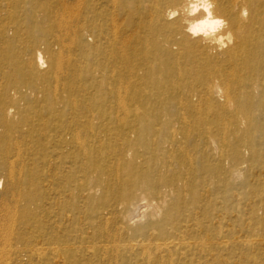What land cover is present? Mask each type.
I'll return each instance as SVG.
<instances>
[{"label": "rangeland", "instance_id": "rangeland-1", "mask_svg": "<svg viewBox=\"0 0 264 264\" xmlns=\"http://www.w3.org/2000/svg\"><path fill=\"white\" fill-rule=\"evenodd\" d=\"M159 3L0 0V264H148L125 243L141 229L146 235L139 242L157 240L148 225L156 207L188 215L193 199L188 188L179 195V178L190 176L195 191L220 192L217 202L196 207L199 225L213 237L219 230L212 222L223 217L230 241L224 262L202 264H264V148L256 157L247 151L234 159V148L245 152L250 140L246 126L233 131L244 111H209L205 104L197 110L194 62L161 55ZM255 71L240 67L233 86L244 91L257 81ZM209 127L226 133L230 156L226 163L200 157L191 165L188 153ZM175 130L194 144L163 155L157 142ZM237 168H243L241 180L232 176ZM134 187L153 209L129 225L117 205ZM161 260L150 264H197Z\"/></svg>", "mask_w": 264, "mask_h": 264}, {"label": "bare ground", "instance_id": "bare-ground-1", "mask_svg": "<svg viewBox=\"0 0 264 264\" xmlns=\"http://www.w3.org/2000/svg\"><path fill=\"white\" fill-rule=\"evenodd\" d=\"M197 2L198 0H160L155 17L162 37L160 39L161 55L168 60H176L184 56L187 60L194 62L195 74L199 83L196 93V98L198 97V104L196 105L197 110L201 111V107L205 104L209 111H218L222 113L229 111V109L236 110L239 107L244 111V117L240 120L239 118L237 119L233 131L234 133H242L243 126H246L248 134L250 135V140L244 141L245 152L240 150L239 147L234 148L233 157L236 160H241L245 157L247 151L250 153L251 157H256L259 154V147L260 149L264 148V0H210L214 5V7L210 9L212 14L211 20L218 18L223 19L226 21V26L217 29L214 33L210 32L208 36L202 33L194 37L187 29L202 20L209 19L208 13L203 9L194 14L191 13L190 5ZM199 2H203V0H199ZM64 4H66V2ZM245 9L247 10L246 18L241 14ZM171 12H176L178 14L173 19H169L168 15ZM114 25L115 24H113V31H115ZM229 34L231 36V42H229L228 39ZM66 36L64 38H66ZM222 38L223 43L220 42ZM127 44H125V46ZM123 53L125 52L123 51ZM37 57L40 63L39 65L44 67L45 62L42 53L38 52ZM55 64L57 65V62ZM242 66L247 68L249 72L256 70L255 72L257 74V78H255L257 81L245 85L246 88L244 91L238 90L232 84V78ZM6 96L9 99V94ZM243 101L245 104L242 103ZM11 109L12 108H9L6 111L8 116L13 113ZM228 129L229 125L223 128L225 132ZM190 137L191 135L183 131L175 130L170 140L157 142V149L163 155L169 154L170 150L174 147L181 146V149H185L184 147L187 148L189 145L194 144L191 142ZM229 142L230 140L226 133L218 134L209 127V129L204 131L197 143L194 144L196 152L193 154L189 151L188 153L191 165L200 157H214L226 163L230 156L227 151ZM242 169L243 168H237L232 172L234 179L241 180L243 178ZM194 175L198 174L195 173ZM189 179L190 181L192 180L191 176L179 178V181L182 183V188L180 189L182 192H179V195L182 196L183 191H186V188H188V193L193 199V203L189 207L186 217L181 213L179 214L175 208L170 207V209H164V205L161 207H156L154 205L156 208L153 209V205L148 200L147 195L141 189H136V187L127 190L120 203L117 205L123 213V217L121 216L123 222L129 225L138 223L137 219L144 220L148 209H153L148 225L152 231L151 234L153 236H151L154 238L156 237L158 241L139 242V240L146 235V229H141L137 233L134 232L132 237H129V239H132L131 242L125 243L126 248L130 251H138L144 254V260L148 262V264L155 258L173 261L175 257L180 259L192 258L194 259V263L197 264H202V261L206 260V258H211L214 262H224V253L228 252L230 247V241L223 236V229L227 227V224L224 223L225 219L221 217L217 221L215 220L212 222L214 228L219 230L218 234L212 237L207 234L209 229H207L206 226L199 225L198 213L196 212V207L200 208L203 203H211L213 200L217 202L220 198H217L220 192L216 190H206L201 194L199 191H195L193 185V188L189 187L191 186V184L188 183ZM204 179L206 178L204 177L203 180ZM138 185L140 184H137V186ZM226 194L227 193H225V195L223 194L224 196L221 198L224 202H227L229 199ZM241 197L242 194L237 192L236 198L238 201H241ZM259 203V206L264 210V197L260 198ZM0 210L2 209L0 208ZM1 222L5 223L2 219ZM1 222L0 228L2 225ZM4 225L5 224H3V227ZM2 230L3 229H1L0 232ZM3 232L4 230L2 233ZM128 232L129 231L126 233ZM7 233L9 232L5 234ZM13 234H7V236H13ZM5 238L4 240H7ZM12 238L13 237H11V239ZM244 241L246 244L256 243L255 240L251 238H245L242 242L244 243ZM117 250H119V248Z\"/></svg>", "mask_w": 264, "mask_h": 264}, {"label": "clouds", "instance_id": "clouds-1", "mask_svg": "<svg viewBox=\"0 0 264 264\" xmlns=\"http://www.w3.org/2000/svg\"><path fill=\"white\" fill-rule=\"evenodd\" d=\"M214 7V5L210 2V0H203V2H198L197 3H192L190 5V9H191V13L194 14L198 11H200L201 9H203L205 12L208 13V17L209 19H205L200 21L199 23H196L194 25H192L191 27H189L187 29V31L189 33H191L194 37L195 36H199L200 34H204L205 36H208L211 33L216 32L217 29L223 28L226 26V21H224L223 19H215V20H211V11L210 9ZM178 13L176 12H171L168 15L169 19H173ZM242 16H244L245 18L247 17V10H243L242 11ZM229 42H231V36L229 34ZM221 43H223V38L220 41Z\"/></svg>", "mask_w": 264, "mask_h": 264}]
</instances>
